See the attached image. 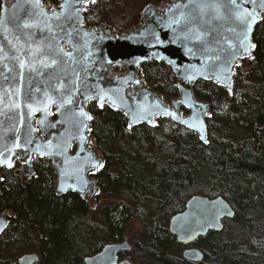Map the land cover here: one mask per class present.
<instances>
[{
	"label": "trees",
	"instance_id": "trees-1",
	"mask_svg": "<svg viewBox=\"0 0 264 264\" xmlns=\"http://www.w3.org/2000/svg\"><path fill=\"white\" fill-rule=\"evenodd\" d=\"M118 3L97 0L89 6L96 13L85 14L91 17L85 23L98 26L100 20L124 31L129 25L127 4L121 7L118 22L112 24L106 18L107 10ZM253 41L257 44L255 61H242L235 69V101L218 89L219 98H227L229 106L207 119L208 145L179 125L167 132L145 131V125H139L130 136L123 131L126 118L122 113L107 107L93 110V103L89 105L98 122L94 147L101 155L109 154L105 156L107 171L98 174L107 197L100 207L91 208L76 193L58 196L55 173L47 159L35 161L32 179L20 175L18 162L13 169L1 168L5 180L0 183V212L8 209L13 217L9 236H0V264H17L18 258L10 259L13 250L33 251L39 257L34 264H84L86 257L104 245L122 242L133 218L141 221L142 236L135 244L137 250L145 245L142 261L257 264L240 244L264 236V27L254 31ZM142 74L145 83L166 100L178 96L175 78L165 63L149 60L142 64ZM194 91L208 103L206 93L215 94L210 81L197 82ZM163 124L167 128L172 122L164 118ZM192 195L223 196L235 213L224 219L221 231L199 238L204 257L198 263L187 262L174 252L181 245L158 220L160 215L169 219L179 212ZM125 255L120 252L119 258Z\"/></svg>",
	"mask_w": 264,
	"mask_h": 264
},
{
	"label": "snow or ice",
	"instance_id": "snow-or-ice-1",
	"mask_svg": "<svg viewBox=\"0 0 264 264\" xmlns=\"http://www.w3.org/2000/svg\"><path fill=\"white\" fill-rule=\"evenodd\" d=\"M96 3L97 0H59L58 7L48 8L42 0H25L23 7L19 0L6 6L0 4V9L9 13L0 17V168L13 169L17 160H23L25 175L32 179L35 176L31 171L33 157L48 158L58 169V196L69 191L79 193L81 198L89 194L101 196L103 186L97 187L86 177L103 175L108 168L105 156L109 154L98 156L93 150L94 128L98 122L88 110L89 103L94 102L93 110L105 109L107 105L121 112L128 118L123 131L130 136L135 135L138 124L145 125V131L162 132L183 125L188 132L198 134L203 144H208L205 118L211 120L217 109L224 111L229 106L227 98H219L218 89H224L227 97L235 101L238 93L233 91V77L237 76L234 69L241 67L239 61H255L253 52L257 44L252 42V35L258 27H264L261 14L264 0H187L170 7L167 11L173 13L171 16L160 17L151 5L145 7L146 13L158 19L160 31L146 27L138 31V42L157 50L145 53L142 60L138 58L133 63L166 60L175 68L180 78L175 88L183 93V98L174 103L192 111L185 119L178 111L165 106L159 97L148 102L146 91H141L142 81L135 77H120V87L95 82L93 76L103 79L96 67L103 56L97 60L93 51L102 39L103 29L88 31L84 23L91 19L85 15L90 11L89 6ZM21 7L22 14H18ZM173 45L199 60L200 66L190 64L182 70L176 61L158 50L167 52ZM103 62L112 63L111 60ZM204 80L211 81L215 89V94L206 93L209 103L197 101L192 92L193 86ZM129 83L137 87L134 93L125 95L123 86ZM53 115L58 119L50 120ZM165 117L174 122L167 128L162 119ZM158 118H161L159 124ZM50 129H57V133H50ZM65 177L73 182L65 186ZM4 180L0 176V183ZM189 203L193 204L194 211L180 222L183 243L208 229H216L223 217L235 215L223 196L207 202L193 196ZM7 215H0V234L9 226L10 221L4 218ZM190 255L203 258L202 253Z\"/></svg>",
	"mask_w": 264,
	"mask_h": 264
},
{
	"label": "water",
	"instance_id": "water-1",
	"mask_svg": "<svg viewBox=\"0 0 264 264\" xmlns=\"http://www.w3.org/2000/svg\"><path fill=\"white\" fill-rule=\"evenodd\" d=\"M14 2H16V0H1V4L5 5V6L9 5L11 3H14ZM19 2L21 4V6L23 7L25 0H19ZM186 2H187V0H169V2L166 3L164 6H163V4H160V3H149L147 5H151L153 10L155 11L157 17H160V16H163L165 14H167L168 16H171L173 13L167 11L170 7H172L174 4H177V3H186ZM42 3H43V1H42ZM58 3H59V0H57L56 3H52V2H50L48 4L43 3V5L45 8H48L49 6H52V5H55L58 7ZM22 7L20 10H18V14H22ZM145 7L143 8V10L141 12L140 23L137 24L136 26L128 28L127 30H124L122 32H117V31L113 30L111 27H107L103 24L90 27L86 23H84V27L88 31H93L97 28L103 29V31L100 33V36L102 37V39H99L97 47H95L93 49V51L96 53L95 59L100 60L101 54L103 56V60H101L100 63H98L96 65V67L99 71L100 77H103V79H100L97 76H93V79L95 80L96 83H100V84L107 86V87H120L122 84V81L119 79L120 77H129V76L135 77V78L142 81L143 87H142L141 91H146V94L148 95V98H149L148 102H152L153 98L159 97L165 106L169 107L172 110L178 111L180 115H182L185 119H187L192 114L191 109H188V108L184 107L183 105L177 106L174 103V101L180 100L183 98V93L180 90H178V96L177 97L172 98V99L167 101L163 97L162 94H160L158 91H156L154 89H151L145 83L144 78H143V74H142V64L146 63L147 61H149L151 59H149L147 61H143L139 65L133 63V61L137 60L138 58H140L142 60L145 53L157 50V49H149L146 44H141L138 42L140 39V37L138 36V31H142L146 27L156 28L157 31H160V29L158 27V23H159L158 19H153V17L151 16V13H146L144 11ZM173 12H175L178 15V12L176 9H173ZM8 14L9 13H6L2 9H0V17H4ZM261 14L264 15V12H262ZM9 27H11V25H9ZM0 32H2V29H0ZM253 35H254V32H253ZM253 35H252V42L255 43L253 41ZM9 38H11V36ZM0 39H2V35H0ZM64 47L68 48V45L65 44ZM158 50L161 52L162 55H167V56H169V58L176 61L177 65L182 67V70L184 67H187L190 64H196L198 67L200 66L199 60L185 55L184 50L182 48H180L178 45H173V46L169 47L167 52H165L163 49H158ZM104 60H111L112 63L111 64H105L103 62ZM156 62H163L168 67H170V69L173 73V76L175 78V85L177 83H180V78L177 76L175 68L172 65H169L166 60H157ZM105 69H106V71H105ZM204 81L207 82L209 80H204ZM233 82H234V77H233ZM195 86H193V88H192V92H193L195 99L199 102H202V103H208V102L203 101L197 97V95L194 91ZM136 87L137 86L133 83H129L128 85H124L123 86V93L125 95H127L129 93H134L136 90ZM130 102L135 103L134 101H130ZM90 104L91 103H89L87 105L88 110H89ZM105 107H107V105ZM107 108H109V107H107ZM109 109H111V108H109ZM183 110L185 112H182ZM53 111H55V109H53ZM39 116H40V114L37 113V118H39ZM125 118H126V120L128 119L127 117H125ZM49 119L52 121H55L56 119H58V117L53 115V116L49 117ZM159 119H161V118L157 119V123H158ZM162 119H164V118H162ZM165 119L170 120V118H166V117H165ZM205 122L207 124V137L209 140L207 118H205ZM172 123H174V122H172ZM139 125H143V124H138V125H136V127ZM179 126H182L184 128L183 125H179ZM49 131H50V133H53V134L57 133V129H50ZM37 135L39 136V133H37ZM196 135H197V138L199 140L198 134H196ZM200 142H202V141H200ZM208 144H204V145H208ZM93 150L97 153L98 156L100 155L96 149H93ZM70 154H74V153H70ZM26 158L27 157H25V159ZM36 159H47L50 162V164L52 165V168H53L54 173H55V192H56V186H57V182L59 179L58 169H57L56 164H54L48 158L33 157L32 165H31V171H33L34 173H35V169H34L33 163ZM17 161L20 163L19 164V170H20L22 176L28 178V176L25 175L26 165H24L23 160H17ZM86 178L89 181H92V182L97 184V180L92 178L91 175H88ZM64 182H65V186H67V184L72 183L73 181L69 177H65ZM97 187H98V184H97ZM69 192H72V191H69ZM72 193H76L77 195H79L81 197V195L77 192H72ZM193 196H196L205 202H207L209 200L218 199L220 197V195L215 196V197H208V196H202V195H192L184 204L183 209L179 212H176L175 214H173L170 217L169 224H168V230L170 231L171 234H173L176 237V240L182 244H187V243L181 242L180 237H181V235H183V233L180 231V227H181L180 222L182 221V219L184 218V216L186 214H189V213L194 211L193 204L189 203V201L192 200ZM82 199H84V200L88 199L90 207H93L94 200H95L94 196L89 194L86 198H82ZM228 204L230 205L231 211L234 212L231 204L229 202H228ZM4 213L9 214V215L5 216L4 218L6 220L10 221L9 217H10L11 211L8 209L3 210L2 212H0V215H2ZM233 216L223 217V219L220 222L219 227H217L216 229H208L205 233L199 235L198 237H195L194 239H192L188 243H191V242L197 240L199 237L205 236L209 231H216V232L221 231L224 227V219L225 218H232ZM1 235L2 234H0V236ZM127 249H130V245L128 244V242L126 240H123L121 243H111V244L105 245L94 255L86 257L84 259V264H86V262H87V264H112L113 260L116 261V264H132L128 260H123L120 262L118 260L119 251L127 250ZM190 253H202L203 257H204V253L200 249H198V248H187V249L183 250V253H182L183 258L186 260H189V261H194V262L202 261L203 258L201 259L199 256L190 255ZM38 259H39V257L36 253H27L18 259L17 264H34L38 261Z\"/></svg>",
	"mask_w": 264,
	"mask_h": 264
},
{
	"label": "rangeland",
	"instance_id": "rangeland-1",
	"mask_svg": "<svg viewBox=\"0 0 264 264\" xmlns=\"http://www.w3.org/2000/svg\"><path fill=\"white\" fill-rule=\"evenodd\" d=\"M162 2V3H160ZM164 2V3H163ZM169 0H119V3L116 5L111 6L108 10H107V20L109 22H111L113 24L114 22H118L120 17H117L120 14V9L123 5L127 4V8L125 9L129 15H127V18L129 19V25L127 27L124 28V30H127L128 28L134 27L137 24L140 23L141 20V12L143 10V8L149 4V3H160L163 4V6L168 3ZM131 7H133L134 9H132ZM96 13L94 8H92L88 13L86 14H93ZM122 16V15H121ZM101 17V16H100ZM98 25H105L107 27H111L112 25L109 23H104L102 21L99 20ZM113 29V27H111ZM115 31H117V29H113ZM118 32V31H117ZM244 63H246L248 60H242ZM242 61H240L239 63H241ZM168 101V100H167ZM93 149H96L94 147L93 144ZM100 154V153H99ZM37 160V159H36ZM35 160V161H36ZM34 161V163H35ZM18 162V161H17ZM33 163V165H34ZM20 175L22 176V174L20 173ZM107 197L105 192H101V196L97 197V199L94 201V205L91 208H98L101 206V204H103L106 201ZM113 200V199H111ZM159 217V221L163 223L164 226H168V220L165 216H158ZM9 236V233H6V237ZM142 236V227H141V221H139L138 218H133L129 225H128V229H127V235L125 237L126 241L128 242V244L131 247V251L128 252L127 254L129 255V259L135 263V264H153L149 261L146 260H141L138 256V253L135 251L136 249V244L135 241L138 240L137 238H141ZM240 247L247 252L249 257H254V261L257 264H264V236H260V237H254V238H250L248 240H246L245 242H243L242 244H240ZM183 246L178 247L174 252H176L177 255H181ZM28 253H34L33 251H30ZM27 254L26 252H22L19 250H13L11 252V260L13 258H19L20 256Z\"/></svg>",
	"mask_w": 264,
	"mask_h": 264
},
{
	"label": "flooded vegetation",
	"instance_id": "flooded-vegetation-1",
	"mask_svg": "<svg viewBox=\"0 0 264 264\" xmlns=\"http://www.w3.org/2000/svg\"><path fill=\"white\" fill-rule=\"evenodd\" d=\"M101 155V154H100ZM17 162V161H16ZM18 164H20L19 162H18ZM1 169V168H0ZM0 176H1V174H0ZM92 178H94V179H96L97 180V184H98V187H100V185H99V177H98V174H97V176L96 177H93V176H91ZM202 196H204V195H202ZM97 199V197H95V200ZM94 200V201H95ZM85 201H88V203H89V200L87 199V200H85ZM186 203V202H185ZM90 205V204H89ZM183 209V208H182ZM181 209V210H182ZM13 217V214L11 213L10 214V217H9V220H11V218ZM170 219V218H169ZM168 224H169V220H168ZM11 226V222L9 223V226H8V228L5 230V232L2 234V235H4L5 233H7L8 232V229H9V227ZM167 228H168V226H167ZM209 232H211V231H209ZM208 232V233H209ZM212 232H215V231H212ZM207 233V234H208ZM126 237V236H125ZM204 237V236H203ZM176 238V237H175ZM199 238H201V237H199ZM199 238L197 239V240H195V241H193V242H191V243H187V244H182V243H179L178 241V243L181 245V246H183V249H182V252H181V258H183V256H182V253H183V250H185V249H187V248H198V249H200L202 252H204L202 249H201V247L200 246H198V241H199ZM124 240H126L125 238H124ZM107 245V244H106ZM105 246V245H104ZM144 248H145V245L143 246V247H141L139 250H137V248L135 249V251L138 253V256H139V258L140 259H142L143 258V255H141V250L143 251L144 250ZM132 249H131V247H130V249H127V250H121V251H119V253L120 252H123V253H126V255L124 256V258H119V253H118V260H119V262L120 261H123V260H128L130 263H132V264H135V263H133L128 257H129V255L127 254L128 252H130ZM184 259V258H183ZM184 260H186V259H184ZM187 262H190V263H198V262H194V261H189V260H186ZM200 262V261H199Z\"/></svg>",
	"mask_w": 264,
	"mask_h": 264
},
{
	"label": "bare ground",
	"instance_id": "bare-ground-1",
	"mask_svg": "<svg viewBox=\"0 0 264 264\" xmlns=\"http://www.w3.org/2000/svg\"><path fill=\"white\" fill-rule=\"evenodd\" d=\"M180 211H181V210H180ZM119 243H121V242H119ZM107 245H108V244H107ZM24 255H25V254H24ZM22 256H23V255H22ZM22 256H20V257H22ZM20 257H19V258H20ZM19 258H18V259H19ZM17 261H18V260H17Z\"/></svg>",
	"mask_w": 264,
	"mask_h": 264
}]
</instances>
